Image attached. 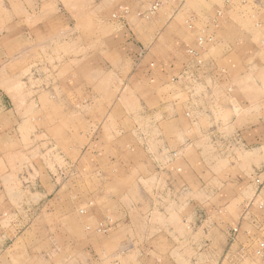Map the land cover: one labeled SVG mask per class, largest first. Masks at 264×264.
I'll return each instance as SVG.
<instances>
[{"label": "rangeland", "instance_id": "374dc122", "mask_svg": "<svg viewBox=\"0 0 264 264\" xmlns=\"http://www.w3.org/2000/svg\"><path fill=\"white\" fill-rule=\"evenodd\" d=\"M11 1L0 0V39L6 38L5 26L12 15L17 22L28 21L29 17H33L37 22L39 19H43L46 24L47 39L43 45L32 46L29 61L7 60L8 46L6 44L1 46L6 59H2L0 63V88L9 92L19 106L29 99L32 118L36 119L41 112L45 114L46 125L36 123L32 127L33 136L29 143H24V146L29 144L27 146L29 155L16 159L7 157L8 167L6 169L0 162V191L2 196L23 198L28 191L32 194L38 191V185L46 191L47 199L58 197L60 200L47 205V209L42 210L47 214H53L51 217L48 215V219L45 220L47 250L51 251L48 253L50 259L47 258L46 264H70L72 253L77 259V264H124L122 258L129 253L128 249L130 248L123 245L124 247L121 246L119 250L114 247L116 246L114 243L116 237L105 239L108 232L119 228L122 221L119 220V215L115 210L109 211L106 206V212H104V205L107 199L116 197V191H124L125 183H131L139 178L137 171L128 173L124 171V168L135 166L136 156L141 151L147 152L148 158L160 166L157 168L159 175L153 182L155 186L153 197L157 204L147 207V213L153 212L154 209L156 218L158 213L164 212L169 213L171 219L180 218L181 223H185L183 217L186 222L188 220V223H195V225L199 224L198 217L205 214L207 224L210 228H214L215 235H217V230L221 231V235L223 234V237L220 238L213 234L207 236L204 241L207 245H218L221 244L220 241L227 245L236 243L240 219L247 215L241 226L242 235L239 237L240 242L238 241V243L247 246L248 251L250 250L255 256L254 264H261L260 258L255 255V249L260 242L264 241L262 238L264 159L262 149L258 150L262 145L258 144L252 149L250 147L246 149L239 132L231 129V121L233 122L231 116L227 115V119L223 120L217 118L216 101L210 94V89L214 84L210 82L212 80L207 70L206 61H204L203 55H200L195 49H188L190 46L188 43L181 44L179 41L188 39L189 35L183 34V26L192 31L195 29L194 21L188 20L184 15H176L175 19L181 24V29L178 30L176 37L169 38L171 52L168 58L171 60L169 68H181V70L178 69L176 73L171 72L166 78L169 80V84L164 78L161 82L165 85L171 84L170 87L174 86L176 89L183 88V95L188 98L184 104V115L188 120L195 123L197 117L195 113L201 111L206 117L208 116V121L204 126L195 128L196 135L201 132L202 140L175 142V147L169 151L171 157L167 156L157 160L156 156L151 153L150 141H141L139 137L137 141L134 136L132 137V133L138 134L141 130L140 123L135 120L137 117L136 108L139 107V100L150 104L156 99L166 100L168 94H172V100L179 101L176 89H172L175 93L172 91L168 93L167 90H163V92L147 90L138 95L130 91L110 93L97 91L94 94L81 90L71 92L75 87L71 74H79L78 80H86V61L85 58L84 60L82 58L85 57L83 55H86L88 32L91 35L94 32L96 39L100 38L99 36L109 35L115 36L116 39L128 38L129 41L130 39L135 41V38L151 40L153 37L165 36L166 28L160 29V34L164 32L162 36L160 34V36H156V31L141 30L138 27H143L144 24L152 21H165L169 7L163 5L166 0H160L163 6H160L161 3L157 0H20V2L24 1L32 6V11L29 15L25 13L24 19L23 11L14 9ZM37 1L41 3L40 9H37L36 6L33 7V3ZM228 1L226 6L232 4L237 7L235 15L239 21L254 24L264 21V0ZM182 4L198 7V4L202 5L204 2L203 0H200V3L199 0H178L175 3L179 8ZM221 16L222 14L217 12L215 19L212 20L213 24L216 18L219 19ZM135 29L143 35H137ZM199 30L200 34L196 37V45L205 52V49L213 42V38L204 34L202 29ZM254 31L257 32V30ZM77 40H79L78 44H76ZM199 40H201V45H199ZM186 49H188L186 52L188 60L183 59L176 62L172 59L173 57L181 59ZM159 54L161 53L159 52ZM154 60H156L155 64H169L165 61V57ZM148 61V64L144 63L145 69L153 66V60ZM102 70L103 67L99 68L98 72L101 73ZM101 75L100 81L109 80L107 74ZM154 77L155 75L149 74L145 76V85L157 84ZM228 79L225 80V87L229 93V88L234 84L231 79ZM261 79L258 78L259 85ZM253 81L248 83L242 80L239 81V84L249 86ZM63 82L65 83L62 84ZM40 87L45 90L39 92ZM255 95L261 96V92ZM203 98L204 102L202 103L211 106L210 112L208 109L199 108L196 110V106L192 104V102L203 100ZM91 102H94L95 105L90 107ZM103 104L111 105L113 108L102 107ZM125 116L127 122H131L127 129L131 136L129 138L115 139L110 135L111 137L107 136L109 138L106 140H87L83 135L86 128L84 125H79L80 129H84L80 130L78 136L64 134L71 129L70 123L73 121L80 124L89 117L101 123L106 118L125 119ZM114 131L113 136L117 137L120 130L115 129ZM71 132L75 133L74 130ZM97 132L96 129L95 135ZM2 144L4 145L2 146ZM184 146L185 149L190 147L194 153H201L186 157L192 170L189 174V178L192 180L190 184L198 185L199 182L196 181L204 180L208 186L203 194L204 198L201 200L197 197V189H191L196 197L192 198L190 204L179 197L186 190L174 186L172 183V180L180 178L182 173L180 168H176L179 174L175 173L177 176H173L166 172L167 168L163 165V162L170 164L178 161L174 166L180 167ZM0 148L8 150L10 146L3 140L0 141ZM245 153V157L242 158L241 156ZM239 163L242 164L241 170L244 175L242 181L249 187L246 189L245 186L240 191L247 198H251L253 192L260 195V198L256 200L253 207L251 203L254 198H251L249 204L246 203L248 199H245L239 207L241 217L239 216L238 219V214L235 213L232 205L220 204V199L224 193L226 197L230 192L232 193L230 189H223L221 184L222 182L228 184L227 188L235 187L233 184L235 171L230 166H236ZM227 171L229 173H226ZM224 172L225 174H223ZM102 183H110L114 187L104 188L105 184L102 185ZM120 186L123 188H118ZM147 190L148 192L152 191L150 184H148ZM18 207V205H11L10 209L12 208L16 212ZM10 209H8L9 212H11ZM194 219L195 221H193ZM170 223L176 225L174 221ZM233 230L237 232L234 233ZM248 233L252 237L246 242ZM36 239L39 240L38 237ZM245 249L244 247V251Z\"/></svg>", "mask_w": 264, "mask_h": 264}, {"label": "crops", "instance_id": "0c3cea01", "mask_svg": "<svg viewBox=\"0 0 264 264\" xmlns=\"http://www.w3.org/2000/svg\"><path fill=\"white\" fill-rule=\"evenodd\" d=\"M157 1L161 3L160 0ZM177 1L166 0L163 3V5L169 6L167 8L168 16L165 21H152L144 24L145 26L143 27H138L141 30L150 29L154 32L156 31V36L160 34V29L166 28L167 33L161 38L153 37L151 40L146 38L138 40V38H135V41L132 39L129 41L128 38L116 39L115 36L103 35L96 39L94 32L92 35L88 32L86 55H83L85 57L82 58V60L85 58L86 61V80H78L79 74H71L75 86L71 92L81 90L94 94L97 91L109 93L130 91L138 95L147 90L156 92L167 90L168 93L169 91H172V93L176 91L180 98L179 101L172 100V94H168L166 100L156 99L150 104L138 101L139 107L136 108L137 117L135 120L140 123L141 130H139L138 134L132 133V137L134 136L137 141L139 139L141 141H150L151 153L156 156L155 159L157 160L170 156L169 151L175 147V142L202 140L201 132L196 135L195 128L204 126L206 121H208V116L206 117L201 111H196L195 123L188 120L184 115V104L188 98L183 95V88L176 89L174 86L170 87L171 84L165 85L161 82L164 78L166 83L169 84V80L166 78L171 72L174 71L173 73H176L179 69L169 68L171 60L168 56H170L171 49L168 42L169 38L176 37L178 30L181 29V24L175 19L176 15H184L188 20L192 19V22L194 21L195 29L189 31L183 26V34L189 35V37L187 40L181 39L179 41L181 44L188 43L190 45L188 49H195L200 55H203L202 57L206 61L207 70L212 80L210 82L214 84L210 89V94L216 101L217 118L223 120L224 118L227 119V115L231 116L233 120V122L231 121V129L239 132L246 149H249V147L252 149L255 145L261 144L262 147L258 148V150L262 149V157L264 159V21H258L256 24L239 21L235 15L237 7L232 4L231 6L225 5L229 3L228 0H203L204 4H198V7L182 4L181 8L178 7L179 4L175 5ZM11 2L14 9L17 8L23 11V19L26 17L25 13L29 15L32 11V6H29L24 1L12 0ZM40 4V1H37L33 3V7L36 6L37 9H40ZM163 5L162 3L160 4V6ZM223 5L224 7L222 8ZM217 12H220L222 16L219 19L216 18L213 24L212 20L213 18L215 19ZM24 21L17 22L13 15L8 20L4 30V32H7L6 38L0 39V63L5 58L3 56L5 54L4 49L1 47L4 44L8 46L6 57L9 61H29L32 46L45 44L47 39L46 24L43 19H39L37 22L33 17H29L28 21ZM199 29H202L201 31L204 34L213 38V42L209 44L205 52L196 45V37L200 34ZM254 30H257V32ZM136 32L139 36L143 35L137 30ZM163 34L164 32L160 35L162 36ZM78 41L76 44H78ZM20 45L22 47H19ZM188 49L184 51L185 53H181L183 55L181 59L175 57L172 59L176 62L183 59L188 60L189 57L186 53ZM160 57H165V61L169 64H155L154 61L156 60L154 59ZM147 60H153L152 68L149 66L145 69L144 63H149ZM101 67H103V70L99 73L98 69ZM101 74H107L109 80L100 81ZM148 74L155 75L154 78H156L157 84L145 85L144 77ZM227 78L231 79L234 84V86L231 85L232 88H229V93L225 87ZM258 78H262L260 85L258 84ZM237 79L248 83L254 81L249 86H245L240 85ZM174 88L176 89L175 91L172 90ZM43 90H45L43 87L38 89L39 92H43ZM258 92H261V96L255 95ZM202 102H204V98L203 100H196L192 104L196 106V110L199 108L202 110L208 109L210 112L211 106H206ZM21 105L19 106L14 101L13 96L9 92L0 88V141L4 140L10 146L8 150L0 148V162L5 169L8 167L6 163L7 157L16 159L29 155L27 148L29 144L24 146V143H29L30 138L33 136L32 127L36 123L46 125L45 114L39 112V117L36 119L32 118L29 99ZM71 105H73V102H71ZM91 105H95L94 102H91L90 107ZM102 107L113 108L111 105L107 106L105 104ZM41 116L43 117L41 118ZM129 123L131 122H127L126 116L125 119L106 118L101 123L96 122L94 118L87 117L80 124L74 121L70 123L71 129L64 132V134L78 136L80 130L84 129H80L79 125H84L86 128L83 135L87 140H106L109 138L107 136L110 135H112V137L110 136L111 138L115 139L129 138L131 137L127 131ZM96 129L98 132L95 135ZM115 129L120 130L117 133V137L113 136ZM73 130L75 133L71 132ZM146 153L141 151L136 156L135 166L124 168V171L128 173L137 171L139 178L131 183H125L124 188L122 186L118 187H122L124 191H116V197L107 199L104 205V212H106L107 207L109 211L113 212L115 210L119 215V220L122 221L118 226L119 228L110 230L105 239L116 237L114 240L116 246L114 247L119 250L123 245L130 248L128 249L129 253L122 258L124 264H254L255 256L250 250L248 251L247 246L238 243L239 237L242 235L241 226L247 215L240 219V229L236 235V243L227 245L224 242L222 244V241H220L221 244L218 245H207L204 243L207 236H210V234L212 236L213 234L220 238L223 237V234L221 235V231L217 230V235H215L214 228H210L207 224L205 214L202 217H198L199 224L195 225V223H188V220L186 222L183 217L182 219L185 223H181L180 218L171 219L169 213L164 212L158 213L156 218L154 209L151 213L146 212L147 207L156 203L155 197H153L155 188L153 182L159 175L157 168H160L158 164L156 165L155 162L151 161L152 159L148 158ZM195 154L199 155L201 153H194L190 147L185 149L184 146L180 167L174 166L177 165L178 161L170 164L163 162V165L167 168L166 172L171 173L173 176H177L175 173L179 174L176 168H180L182 171L180 178L175 181L172 180V183L174 186L186 190L179 197L188 204L192 203V198L196 197L191 189H197V197L201 200L204 198L203 194L208 187L204 180L196 181L199 182L198 185L190 184L192 180H190L189 174H191L192 170L186 157L189 158ZM245 155L246 153L241 157L243 158ZM239 164L230 166L235 171L233 176L235 187L227 188L228 184L224 182L221 184L223 189H230L232 193L230 192L227 197L224 193V196L220 199V204L232 205L235 213L238 214V219L241 217L239 207L245 199H248L246 203L248 202L249 204L251 198H254L251 203L253 207L256 200L260 198V195H256L254 192L251 198H247L240 191L246 185L242 181L244 177L241 170L242 164ZM228 170L230 171V169ZM226 173L229 172L227 171ZM148 184L151 185V192L147 190ZM102 185H104V188L107 186L110 188L114 187L110 183H102ZM37 187H39L38 191L33 194L28 191L23 198L2 196L0 191V264H31V262L33 264H46L47 258L50 259L48 253H51V251L47 250L45 220L48 219V215L51 217L53 214H47L42 210L47 209V205L60 200L58 197L47 199L46 191L41 186L37 185ZM247 188L249 189L248 186H246ZM262 198L264 201V187ZM11 205H18V211L15 212L12 208L10 209ZM41 205L43 206L41 207ZM171 221H174L176 225L171 224ZM262 230V238L264 240V227ZM251 237L249 233L246 234V242ZM224 238H226L225 235ZM244 247L246 248L245 251ZM238 257L240 258L239 260ZM260 260L261 264H264V256ZM70 264H77V259L73 253L70 256Z\"/></svg>", "mask_w": 264, "mask_h": 264}, {"label": "built area", "instance_id": "2783aa9c", "mask_svg": "<svg viewBox=\"0 0 264 264\" xmlns=\"http://www.w3.org/2000/svg\"><path fill=\"white\" fill-rule=\"evenodd\" d=\"M201 40H199V45H201ZM234 233H236V230H233ZM255 255L259 258H262L264 256V241L260 242L257 245V248L255 249Z\"/></svg>", "mask_w": 264, "mask_h": 264}]
</instances>
